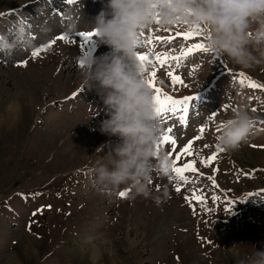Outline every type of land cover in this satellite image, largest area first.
Here are the masks:
<instances>
[{"label": "rangeland", "instance_id": "obj_1", "mask_svg": "<svg viewBox=\"0 0 264 264\" xmlns=\"http://www.w3.org/2000/svg\"><path fill=\"white\" fill-rule=\"evenodd\" d=\"M106 3L0 0V35L26 22L30 37L29 47L0 54V118L8 97L19 106L15 122L0 123V210L12 215L0 222V264L11 257L19 264H240L255 250L264 251V90L239 83L244 73L264 84V64L241 69L205 52L170 60L163 70L150 64L149 70L163 77L158 86L173 98L195 97L188 101L187 125L179 123V111L159 120L162 135L166 127L174 129L176 147L193 140L203 127L195 148L204 157L211 155L222 132L218 128L241 100L256 117L247 142L235 153H220L218 172L200 166L203 175L190 174L191 186L154 179V195L165 189L170 194L159 207L152 199L121 198V191L129 192L123 185L111 195L92 185L89 168L108 151L96 149L117 138L99 131L108 116L96 92L81 86L80 58L101 59L112 49L98 36L89 41L72 37L65 26L75 21L76 36L90 32ZM49 15L56 16L55 27L47 24ZM185 30L153 26L141 38H152L153 44L145 43L140 51L179 56L185 47L204 43L203 34L188 40L176 35ZM59 35L69 39L57 41L39 57L31 55ZM157 36L165 39L155 40ZM168 37L175 40L166 42ZM170 69L187 87L171 84L165 75ZM160 147L169 155L165 145ZM194 190L207 197L204 204L187 202ZM87 243L99 252L97 260L83 250Z\"/></svg>", "mask_w": 264, "mask_h": 264}, {"label": "clouds", "instance_id": "obj_2", "mask_svg": "<svg viewBox=\"0 0 264 264\" xmlns=\"http://www.w3.org/2000/svg\"><path fill=\"white\" fill-rule=\"evenodd\" d=\"M158 22V23H157ZM158 25H177L201 31L207 54L222 56L241 69L264 64V0H107L106 9L90 31L112 49L101 59L82 56L80 82L96 92L108 118L99 131L117 142L102 144L107 154L89 168L92 185L102 194H115L125 186L129 198L152 199L159 207L170 198L167 189L153 194L156 178L171 176L172 160L158 145L162 131L156 116L153 90L145 81L149 65L137 56L142 33ZM67 32H76L78 23L69 21ZM26 22H18L15 37L0 35V54L11 55L30 46ZM256 117L243 100L224 120L218 144L224 153L240 150L253 129ZM170 180V179H169ZM240 264H264V251Z\"/></svg>", "mask_w": 264, "mask_h": 264}, {"label": "snow or ice", "instance_id": "obj_3", "mask_svg": "<svg viewBox=\"0 0 264 264\" xmlns=\"http://www.w3.org/2000/svg\"><path fill=\"white\" fill-rule=\"evenodd\" d=\"M69 4H75L78 0H67ZM158 23V22H157ZM201 31H196L193 29H187L183 32L176 33L177 36H182L185 40H188L193 35H201ZM80 35L84 37L85 40H91L94 36H96L95 32H81ZM143 35V33H142ZM69 38L66 35H59L57 38L51 43L45 44L42 47L36 49L31 53V55L36 58L41 55L44 51L52 48L57 41H67ZM163 37H155V40H164ZM205 39V37H204ZM175 37H168L166 42L174 41ZM153 39L149 38L146 42H138L137 48V56L138 59L147 65L157 64L160 66V69L169 64L170 60L178 61L181 59H187L192 56L196 52H207V48L205 43H194L191 46L185 47L181 50L179 56H171L168 52L158 53V52H142L140 49L144 47L145 43L147 45L153 44ZM21 66H26V62ZM80 67H83L82 61L80 62ZM168 77V80L172 85L180 84L183 87H187L184 83L183 78L176 72L171 69L165 74ZM240 76L243 77L239 80L240 84H245L247 82V86L254 89H262L264 90V84L257 83L253 81L251 78L247 77L244 73H240ZM145 81L149 87L153 90V99L156 104V116L158 120H163L166 114L171 113L175 115L178 111L182 113L179 116V123L181 125L188 124V101L193 100L195 97H184L183 99H175L172 95H169L166 90L162 88V86H158V83L163 80V77H160L159 72L155 70H148L145 75ZM253 112L257 111L256 108L251 109ZM264 123V122H262ZM224 128V125H223ZM223 128H218V131H223ZM174 129L171 127H166L164 134L161 136V142L158 145V148L161 144L166 146V150L169 152V156L172 157V175L169 177L170 180L180 181L184 184H188L191 186V182L189 180V175H203V168H212L213 171H219L218 168L215 167L216 162H218L220 153L224 152V149L220 147L219 144L215 146V151L211 153L208 157H204L196 148L195 144L199 142L206 131L205 128H200L199 133L194 137L193 140H189L186 144L181 145L180 147H176L178 144V138L172 135ZM219 139V137H218ZM204 148L210 147V145H204ZM185 157L188 159L185 160ZM199 157V159H197ZM208 180L212 181L215 184V177L208 175ZM175 190L177 192L181 191V186L179 183L175 185ZM128 195L127 191H121L119 196L124 198ZM213 199H218V197H214ZM187 202L191 204L193 201L198 202L199 204H204L207 200V197L201 193H198L194 190L190 196V198H186Z\"/></svg>", "mask_w": 264, "mask_h": 264}, {"label": "bare ground", "instance_id": "obj_4", "mask_svg": "<svg viewBox=\"0 0 264 264\" xmlns=\"http://www.w3.org/2000/svg\"><path fill=\"white\" fill-rule=\"evenodd\" d=\"M84 1L86 3H89L90 4V0H84ZM2 4H4L5 6L8 5L7 2L6 3H2ZM84 9H86V8H84ZM98 9L99 10H102L103 7L102 6H99ZM55 19H56V16H50L49 15L47 17V19H46V22H47V24H51V25L53 24V26L55 27L56 24H58V23L54 22ZM44 27H45V24L43 25V28ZM14 30L15 29H13L12 31H10L9 34H7L5 36H7L10 40L13 39L15 37V31ZM110 55H112V52H110L109 56ZM3 107H4V114H3L2 118H0V123L7 124L8 126H10L16 120L17 111H18V107L19 106H17V103H15L14 101H12L11 98L8 97V99L6 100V104ZM261 158H262V160L264 162V157H261ZM86 249H89V251H90V257H91L92 260H97L98 259L99 252L96 251L95 246H92L91 244L87 243V245L83 248V250L86 251ZM6 264H19V263H18V261H17L16 258L11 257V258H8L7 259V263Z\"/></svg>", "mask_w": 264, "mask_h": 264}, {"label": "crops", "instance_id": "obj_5", "mask_svg": "<svg viewBox=\"0 0 264 264\" xmlns=\"http://www.w3.org/2000/svg\"><path fill=\"white\" fill-rule=\"evenodd\" d=\"M3 217V216H2ZM7 217V218H10V216H4V218ZM0 222H1V217H0ZM5 222V221H4Z\"/></svg>", "mask_w": 264, "mask_h": 264}]
</instances>
